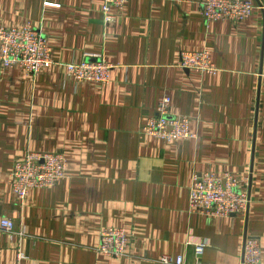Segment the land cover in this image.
<instances>
[{
  "label": "crops",
  "instance_id": "obj_1",
  "mask_svg": "<svg viewBox=\"0 0 264 264\" xmlns=\"http://www.w3.org/2000/svg\"><path fill=\"white\" fill-rule=\"evenodd\" d=\"M239 22L210 21L200 0H127L103 22L102 0H0V27L31 24L53 63L37 75L0 66V264H242L255 238L264 264V0ZM206 51L216 72L181 68L180 53ZM113 64L106 83L66 75L72 61ZM192 137L147 135L162 97ZM27 151L66 157L64 177L19 200L11 171ZM232 174L246 190L242 214L189 209L204 173ZM123 228L126 255L96 252L99 232ZM205 241L201 256L194 244Z\"/></svg>",
  "mask_w": 264,
  "mask_h": 264
},
{
  "label": "built area",
  "instance_id": "obj_2",
  "mask_svg": "<svg viewBox=\"0 0 264 264\" xmlns=\"http://www.w3.org/2000/svg\"><path fill=\"white\" fill-rule=\"evenodd\" d=\"M103 22L112 23L116 14L112 9L121 8L127 0H102ZM201 14L210 21L229 20L239 22L249 17L255 5L252 0H200ZM53 63L47 38L31 24L20 27H0V66L15 67L28 75H37ZM179 67L200 72L215 73L216 68L206 51H183ZM66 75L78 82L106 83L113 64L104 59L72 61L66 63ZM170 98L164 96L156 108L157 115L147 119L143 131L150 136L177 142L193 136L189 130V119L185 116H169ZM66 157L58 152L27 151L13 165L11 171L12 190L19 200H24L30 190L53 187L64 177ZM249 197L239 181L230 173L217 175L204 173L195 178L190 189L189 209L211 217L242 214ZM11 219L0 217V231L11 233ZM131 235L123 228L106 227L99 232L96 252L109 257L127 254ZM205 241L194 244L196 256H201ZM24 253H16V264H24ZM161 264H184L181 256L172 258L162 255ZM242 264H261L259 242L245 238L242 245Z\"/></svg>",
  "mask_w": 264,
  "mask_h": 264
},
{
  "label": "rangeland",
  "instance_id": "obj_3",
  "mask_svg": "<svg viewBox=\"0 0 264 264\" xmlns=\"http://www.w3.org/2000/svg\"><path fill=\"white\" fill-rule=\"evenodd\" d=\"M83 82H86V81H83Z\"/></svg>",
  "mask_w": 264,
  "mask_h": 264
}]
</instances>
